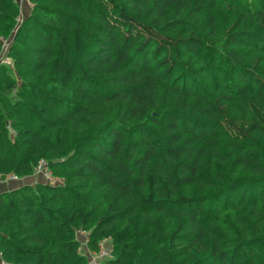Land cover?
<instances>
[{"label":"trees","instance_id":"obj_1","mask_svg":"<svg viewBox=\"0 0 264 264\" xmlns=\"http://www.w3.org/2000/svg\"><path fill=\"white\" fill-rule=\"evenodd\" d=\"M30 1L0 0V179L60 182L0 192V257L264 264V0Z\"/></svg>","mask_w":264,"mask_h":264},{"label":"built area","instance_id":"obj_2","mask_svg":"<svg viewBox=\"0 0 264 264\" xmlns=\"http://www.w3.org/2000/svg\"><path fill=\"white\" fill-rule=\"evenodd\" d=\"M2 41V52L0 53V64L4 63V64H9L10 61L9 59L5 56V51L8 47L9 41H5V40H1ZM34 175H37L41 181H45L47 183H51L53 184L54 180H57L56 183L60 182V180L58 178H55L51 175V173L48 171V169L46 168V164L43 160H40L37 165L34 168ZM19 178L13 174H9L5 177H3L2 179H0V183H6L9 181H16ZM54 183V184H56ZM78 236L83 237L82 238V244L84 243V238H85V232L83 231H78ZM104 242V241H103ZM102 242V243H103ZM102 243H100V247L99 250L97 252H92L91 254L93 255V259H103V262H100V264H106L107 259L110 258V254L108 249L104 250L102 248ZM91 255V256H92ZM0 264H13L10 262L5 261L4 259H2L0 257Z\"/></svg>","mask_w":264,"mask_h":264},{"label":"rangeland","instance_id":"obj_3","mask_svg":"<svg viewBox=\"0 0 264 264\" xmlns=\"http://www.w3.org/2000/svg\"><path fill=\"white\" fill-rule=\"evenodd\" d=\"M17 4H18V8H19V15L18 18L16 19V28L18 27V25L21 23V21L28 15L30 14L31 10H32V3L30 0H16ZM10 34L8 37H5L6 40H10L11 38ZM35 177H32V179H30V182H34L37 180L36 177H38L37 175H34ZM39 178V177H38ZM13 182H17V181H13ZM57 180H54L53 184L56 183ZM57 184V183H56ZM110 246V237H107V239H104V242L102 243V248L104 250H107ZM82 249L85 251L86 249L84 247H82ZM87 256L89 259V264H100V262H103V259H93V255L91 254V252L87 251ZM92 255V256H91Z\"/></svg>","mask_w":264,"mask_h":264},{"label":"crops","instance_id":"obj_4","mask_svg":"<svg viewBox=\"0 0 264 264\" xmlns=\"http://www.w3.org/2000/svg\"><path fill=\"white\" fill-rule=\"evenodd\" d=\"M32 177H35V176L26 177V178H19L18 180H16L17 182L9 181V182H6V183H0V192L16 188V187L22 185L23 183L34 184L35 182L40 180V178L36 177L37 180L31 183L30 179H32ZM86 250L84 251L82 249V252H84L86 254V256H87ZM87 259H88V256H87ZM88 264H89V259H88Z\"/></svg>","mask_w":264,"mask_h":264},{"label":"water","instance_id":"obj_5","mask_svg":"<svg viewBox=\"0 0 264 264\" xmlns=\"http://www.w3.org/2000/svg\"><path fill=\"white\" fill-rule=\"evenodd\" d=\"M17 28H18V27H17ZM17 28H16V29H17ZM14 33H15V32H14Z\"/></svg>","mask_w":264,"mask_h":264}]
</instances>
